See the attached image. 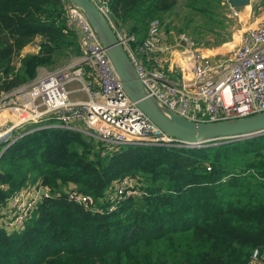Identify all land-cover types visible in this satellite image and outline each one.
Masks as SVG:
<instances>
[{
	"label": "trees",
	"instance_id": "trees-1",
	"mask_svg": "<svg viewBox=\"0 0 264 264\" xmlns=\"http://www.w3.org/2000/svg\"><path fill=\"white\" fill-rule=\"evenodd\" d=\"M96 1L115 29L137 36L136 46L153 19L167 31L191 29L201 43L223 18V0ZM67 4L0 0V91L82 54ZM38 38L40 49L22 55ZM39 126L15 128L0 143V203L24 188L51 191L21 225L4 228L0 214V264H250L255 248L264 262V134L202 146H114L78 126ZM124 177L144 194L113 203ZM72 189L91 195L98 210L71 200Z\"/></svg>",
	"mask_w": 264,
	"mask_h": 264
},
{
	"label": "built area",
	"instance_id": "built-area-1",
	"mask_svg": "<svg viewBox=\"0 0 264 264\" xmlns=\"http://www.w3.org/2000/svg\"><path fill=\"white\" fill-rule=\"evenodd\" d=\"M258 1L233 6L230 0H223L229 16L241 25L235 33L236 47L224 59L214 60L197 48L191 37L181 36L187 49L180 69L184 76L190 74V77L180 81L172 79L164 68L166 45L160 19L151 21L146 38L137 46L136 35L124 29L116 31L149 93L176 114L198 122L237 119L264 111V16L247 25L253 3ZM66 8L67 27L78 35L82 61L93 67L100 88L95 89L86 80L82 65L72 63L14 90L0 91V143L15 128L31 123L40 124L38 128H77L73 123L79 122L84 132L109 145L191 146L167 135L146 116L125 91L106 48L83 10L70 0ZM73 82L80 85L77 90L87 94L85 100L71 99L68 86ZM50 193L47 185L16 191L0 203V214L5 213L3 227L23 224L40 198ZM142 194L134 178L124 177L115 183L110 198L115 203L117 199ZM68 196L98 210L89 194L72 189ZM260 255V249L255 248L251 263L264 264Z\"/></svg>",
	"mask_w": 264,
	"mask_h": 264
},
{
	"label": "water",
	"instance_id": "water-1",
	"mask_svg": "<svg viewBox=\"0 0 264 264\" xmlns=\"http://www.w3.org/2000/svg\"><path fill=\"white\" fill-rule=\"evenodd\" d=\"M70 1L83 10L92 24L117 70L128 96L164 133L180 138L191 146H202L217 140L230 141L264 134V111L237 119L208 122H198L176 114L149 93L140 78L136 65L99 3L96 0ZM250 2L251 0H230L233 6H245ZM250 264L252 263L250 262Z\"/></svg>",
	"mask_w": 264,
	"mask_h": 264
},
{
	"label": "rangeland",
	"instance_id": "rangeland-1",
	"mask_svg": "<svg viewBox=\"0 0 264 264\" xmlns=\"http://www.w3.org/2000/svg\"><path fill=\"white\" fill-rule=\"evenodd\" d=\"M255 3H253V9H252V15L250 20L248 21L247 25L255 22L256 20L262 18L264 16V0H262L260 3H257L255 6ZM220 10L222 11L223 18H222V23H219L216 27V31L214 32H207L204 34L205 38H202L201 43H198L194 35L191 33V29L184 31V32H179L176 31L175 29L171 30L175 35H177L179 38H181L182 35H187L191 37L197 44V48L202 50L204 53L208 54L210 57H212L214 60H221L224 59L228 56V54L231 53L232 49L236 47L237 45V38L235 36L236 30L238 28H241V25L238 20L232 18L229 16V9L227 6L222 3ZM188 11L187 9H183L181 14L177 16V21L175 23L180 24L181 26L184 25V21L188 17ZM173 19V17H172ZM228 28L231 31V34L225 35L224 34V29ZM163 32H167L165 29L164 21H163ZM235 32V33H234ZM217 42V43H216ZM34 49L38 51L40 48L39 42L34 41ZM206 43H211L210 45H206ZM216 44V45H215ZM18 60V59H17ZM72 64V63H70ZM65 65L68 64H63L60 66L55 67L54 69H46L42 68L39 70V78L43 77L45 74L48 72L57 70ZM37 77V78H38ZM36 78V79H37ZM38 78V79H39ZM34 79L33 81H35ZM70 88V86H69ZM73 125L82 127V125L79 122H74ZM14 137V136H13Z\"/></svg>",
	"mask_w": 264,
	"mask_h": 264
},
{
	"label": "crops",
	"instance_id": "crops-1",
	"mask_svg": "<svg viewBox=\"0 0 264 264\" xmlns=\"http://www.w3.org/2000/svg\"><path fill=\"white\" fill-rule=\"evenodd\" d=\"M237 31V30H236ZM235 33V32H234ZM163 43L166 45V50L164 52L165 56V64L164 68L166 72L169 74V76L176 80L180 81L186 78L190 77V74L184 76L182 74L183 72L180 69V63L183 58V53L186 51V45L180 40V38L173 33V31H167L163 32ZM36 42H39V38L36 39ZM34 43H30L22 50V55H25L27 53H34L37 52L34 49ZM40 48V47H39ZM83 56L78 55L72 58V60L68 63H78V65H82L85 69V77L88 82L91 83V85L95 89L100 88V83L97 77V74L95 73L93 67L82 61ZM70 86V88H69ZM68 86L69 90L71 91L70 97L72 100L78 101V100H85L88 96L85 92L77 90L80 85L76 82L70 83Z\"/></svg>",
	"mask_w": 264,
	"mask_h": 264
}]
</instances>
